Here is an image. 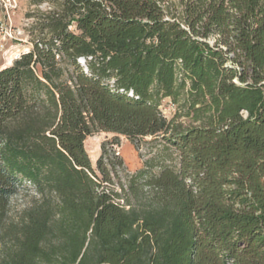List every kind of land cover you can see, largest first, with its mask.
Wrapping results in <instances>:
<instances>
[{"label": "trees", "instance_id": "1", "mask_svg": "<svg viewBox=\"0 0 264 264\" xmlns=\"http://www.w3.org/2000/svg\"><path fill=\"white\" fill-rule=\"evenodd\" d=\"M29 6L0 69V264H264V0ZM98 132L163 149L130 175L103 145L94 169Z\"/></svg>", "mask_w": 264, "mask_h": 264}, {"label": "rangeland", "instance_id": "2", "mask_svg": "<svg viewBox=\"0 0 264 264\" xmlns=\"http://www.w3.org/2000/svg\"><path fill=\"white\" fill-rule=\"evenodd\" d=\"M30 0H0V69L10 66L19 56L29 51L31 46L25 29L31 24L27 14L34 9L29 6ZM40 10L44 11L46 5L42 4ZM178 105L172 104L169 99L161 102L160 112L166 120L176 118ZM176 123L188 126L190 121L185 117H178ZM105 150H112L123 161L124 173L134 174L143 169L146 160L160 153L163 145L152 143V138L147 137L140 141L138 146L131 144L124 136L112 133L98 132L86 138L85 150L88 154L92 168H96V161L102 155V146ZM174 157V155H173ZM157 170H154L156 172ZM122 173V174H124ZM37 199L29 186L21 188L10 199V208L7 223L20 220L25 210ZM8 239L0 242V256L8 244Z\"/></svg>", "mask_w": 264, "mask_h": 264}]
</instances>
